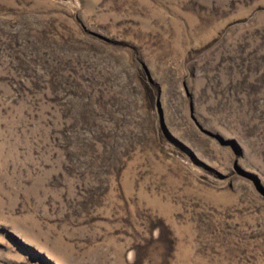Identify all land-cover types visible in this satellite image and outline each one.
<instances>
[{
	"label": "rangeland",
	"instance_id": "obj_1",
	"mask_svg": "<svg viewBox=\"0 0 264 264\" xmlns=\"http://www.w3.org/2000/svg\"><path fill=\"white\" fill-rule=\"evenodd\" d=\"M0 264H264V0H0Z\"/></svg>",
	"mask_w": 264,
	"mask_h": 264
}]
</instances>
